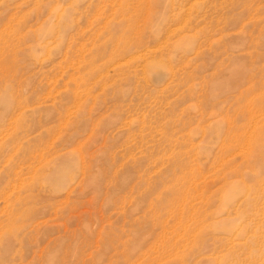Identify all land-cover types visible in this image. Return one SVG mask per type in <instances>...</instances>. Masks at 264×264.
Instances as JSON below:
<instances>
[{"label": "rangeland", "instance_id": "obj_1", "mask_svg": "<svg viewBox=\"0 0 264 264\" xmlns=\"http://www.w3.org/2000/svg\"><path fill=\"white\" fill-rule=\"evenodd\" d=\"M0 264H264V0H0Z\"/></svg>", "mask_w": 264, "mask_h": 264}]
</instances>
